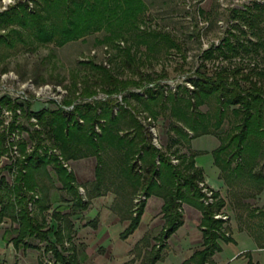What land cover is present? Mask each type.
I'll use <instances>...</instances> for the list:
<instances>
[{"label": "trees", "instance_id": "trees-1", "mask_svg": "<svg viewBox=\"0 0 264 264\" xmlns=\"http://www.w3.org/2000/svg\"><path fill=\"white\" fill-rule=\"evenodd\" d=\"M34 1L35 8L26 0H17L2 10L0 24L16 22L29 30L37 41L56 44L104 28L107 32L97 41L114 46L117 52L108 58L109 65L91 59L84 61L87 70L73 76L67 93L56 108L30 110L28 100L22 102L7 95L0 96V115L2 106L12 111L7 128L0 130V155L6 148V138L16 127L28 131L32 147L30 152H26L27 141L18 140L22 155L13 159L12 164L16 168L13 181L8 184L0 176V217L7 216L17 223L11 237L13 245L37 248L42 242L43 252L51 253L52 264H79L71 216L86 209L89 197L109 189V181L115 188H130L138 195L130 223L122 231V236L137 226L146 197L155 195L162 199L164 226L148 264L159 256L158 251L165 238L182 223V202L197 206L201 211L203 247L195 250L183 263L204 264L221 249L218 239L225 242L233 240L225 218L215 216L223 213L225 200L218 190L204 183L211 190V199H208L200 186L204 174L195 163L196 152L189 148L188 152H181L177 143L187 135L190 138L196 134L193 127L201 126L204 117L203 111L195 107L202 104L208 95L216 93L220 113L225 106H232L240 118L236 126L239 130L227 140L222 139L212 150L220 175L229 186L240 177H254L260 181L264 178L263 174L254 171L259 158H264V65H259L254 59V55H264V36L260 28L264 21V2L253 1L251 5L245 4L244 8H232L235 22L226 30L227 36L222 38L220 45L205 48L201 55L202 59H209L217 56V51L228 61L248 55L250 60L254 59L252 64L247 67L220 64L211 73L197 68L189 77L192 88L182 85L188 93L185 101L189 112L186 110L185 119L192 134H187L179 127L180 124L173 123L171 128L176 134L167 144L158 146L152 141L151 130L137 115L141 111L138 103L150 108L154 118L156 110L150 104L160 97L158 113L165 111L168 100L170 112L176 115L177 94L167 91L155 77L139 72L137 61L153 57L154 45L159 42L179 48L175 37L166 30L140 28L141 15L145 10L142 0ZM253 7L256 10H252ZM13 31L20 40H24L18 28H13ZM130 38L132 42H129ZM140 44H144V51H140ZM139 52L142 56L138 55ZM133 63L137 64L139 77H123L124 67H131ZM200 66L205 67L204 62ZM130 87L141 88L142 93L130 90ZM100 91L106 94L105 98L96 97ZM118 93L121 94L120 100L115 96ZM17 109L26 118L34 117L36 126L29 129L16 123ZM216 122H220L219 117ZM200 128L209 130L206 125ZM47 142L60 150L65 161L89 155L95 157L94 181L91 187H83L84 194L79 190L75 174L58 156L47 158L46 154L40 153ZM172 145L176 146L171 148ZM173 158L177 159L176 162ZM48 162L52 163L56 177L70 194L66 204L52 206L47 189L35 175ZM109 172H112L110 176ZM95 222V219L90 220L92 224ZM247 263L260 264L251 258Z\"/></svg>", "mask_w": 264, "mask_h": 264}, {"label": "rangeland", "instance_id": "rangeland-1", "mask_svg": "<svg viewBox=\"0 0 264 264\" xmlns=\"http://www.w3.org/2000/svg\"><path fill=\"white\" fill-rule=\"evenodd\" d=\"M17 0H0V12ZM29 6L35 8L34 0H26ZM145 4L144 13L141 15L143 21L140 22V28L152 27L169 31L179 44V48L169 47L164 42H159L154 45V56L143 60V62L133 63L131 67H124L122 76L138 78L139 73H136V65L139 72L147 73L160 83L165 85V88L176 92L177 103L174 108L176 115L169 110L170 102L166 101L165 111L158 113L160 97L156 102H152L150 106L155 109V117L150 114V108L143 107L138 103L141 111L138 112V117L142 122L146 123L147 127L152 132V141L159 145H165L170 141L171 136H174L175 131L171 128L173 123L180 124L181 129H185L187 134L191 135L193 131L189 129V122L186 118V110L189 112V106L186 105L185 97L188 93L182 88V85L192 88L189 77L194 75L197 68L211 73L220 64L248 66L252 64V60H256L259 65H264V55H254V59H249V56L234 57L228 61L223 58L219 52L209 59H202L201 55L205 48L209 46L220 45L222 38L227 36L226 30L235 22L233 18L232 8H244V5H251L253 1L263 3L264 0H142ZM31 7V8H33ZM252 10H256L255 7ZM261 32L264 36V21L260 23ZM13 28H18L24 40L18 38V34L13 31ZM107 31L104 28L92 30L78 38L70 39L62 44L55 42H39L26 28L19 26L16 22H8L0 24V96L7 95L12 99H17L24 102H30V110H39L41 108H56L57 103L62 102L67 93V86L75 74L84 73L87 70V65L84 61L91 59L95 62H103L109 65L108 58L111 54L116 53V48L108 45L105 42L97 41L102 38ZM247 35L248 34L247 32ZM123 45L122 40H119ZM132 42V39H129ZM140 51H144V44L138 45ZM140 53V52H139ZM142 53V52H141ZM138 54L141 55L142 54ZM118 60V56H116ZM235 59V60H234ZM116 61V60H114ZM204 62L205 67L200 66ZM244 71L246 68L243 69ZM141 88L130 87V90L141 91ZM142 93V91H141ZM118 100L121 99V94L115 95ZM217 94L208 95L202 104H198L195 108L203 111L204 120L201 126L206 125L209 130H201L199 124L193 128L196 129L195 135L188 138V135L181 139L177 146L181 152H188L189 144H195L197 147L208 149L211 151L214 146V137L219 141L227 140L234 132L239 130L236 127L239 122V114L232 109V106H225L223 112L220 113V103L216 98ZM97 98H105L106 94L102 91L98 92ZM136 102V101H134ZM71 106H65L70 108ZM0 115V130L6 129L9 121L12 119V111L6 106H2ZM16 123L24 124L29 129L36 126L34 117L26 118L20 114L19 109ZM220 118V122L216 120ZM28 131L26 129L19 130L17 127L10 133L5 140L6 148L0 155V176H3L6 183L10 184L13 181L16 168L13 159L22 155L18 149L17 141L25 139L26 152L31 151V143L28 139ZM4 145V146H5ZM176 145H172L174 148ZM190 149V148H189ZM111 152V148H108ZM41 154H46L47 158H55L58 156L64 166L71 170L76 177V182L79 185V190L84 194V189L92 186L94 181L95 157L93 155L79 157L77 159H68L65 161L61 158L60 150L45 143V148L40 150ZM113 153V152H112ZM264 154V149L262 151ZM115 154V152H114ZM22 157V156H21ZM176 162V158L172 159ZM261 161L264 158L261 157ZM61 161V162H62ZM261 163V162H260ZM12 166V167H9ZM264 171V167L262 168ZM108 170H111L110 168ZM108 173V176H110ZM41 185L47 189L52 206L56 204H66L70 194L62 187L61 182L56 177L51 162L41 167L36 172ZM107 176V177H108ZM249 180V179H247ZM108 182V187H113L112 182ZM249 181L245 182L248 185ZM203 183H205L203 181ZM206 184V183H205ZM204 186L205 185H200ZM207 188V187H206ZM203 189V187H202ZM208 189V188H207ZM207 189H203L207 193ZM209 190V189H208ZM138 195H136L135 201ZM120 200V199H119ZM50 209L48 211L50 212ZM63 211L66 208H61ZM88 208L72 215L74 223L82 225L84 220L90 218ZM159 208L156 206L151 210V218L154 222L151 228L146 231L145 242L154 243L156 240L153 236L158 234L163 224V218ZM48 220L49 215H48ZM190 220L188 221V223ZM17 223L11 221L7 216L0 217V251L6 257V262L1 264H35V254L41 257V264H52L51 253L43 252V243H39V247L14 248L11 237L15 234ZM228 229H230L228 227ZM236 233V232H235ZM161 234V233H160ZM238 240L226 245L223 254L230 257L240 249L253 250L254 246H250L246 241L240 239V234L236 233ZM38 242L37 239H33ZM160 240V239H159ZM2 247V248H1ZM253 247V248H252ZM254 256L260 253L253 250ZM223 258V262L227 264H245L246 259L242 255L237 258ZM4 261V260H3Z\"/></svg>", "mask_w": 264, "mask_h": 264}, {"label": "crops", "instance_id": "crops-1", "mask_svg": "<svg viewBox=\"0 0 264 264\" xmlns=\"http://www.w3.org/2000/svg\"><path fill=\"white\" fill-rule=\"evenodd\" d=\"M213 137L212 149L220 143L217 137L214 135ZM189 148L196 152L195 163L202 168L206 185L218 190L225 200L222 212L227 215L225 224L230 228L228 230L233 238L232 241L227 242L218 239L221 249L215 251L204 264H227L223 262V258L230 260L239 255L246 259L245 264H248V258L264 264V178L260 181L254 177H240L229 186L220 175V168L215 164L210 150L197 147L195 144H189ZM260 159L254 171L264 175L262 169L264 161ZM246 181H249L248 185H245ZM136 195L130 188L109 187L103 193L89 197L86 209L88 208L87 215L90 218L84 220L80 226L72 219L73 243L79 255V264H148L153 246L159 242L164 226L161 212L162 199L155 195L146 197L137 226L126 236H122V231L130 223L131 213L133 214L137 202ZM156 206L160 210L159 215L163 218V224L158 234L153 236L156 241L148 244L144 239L146 231L154 222L150 213ZM182 213V223L165 238L163 246L158 251L159 256L152 264H193L183 262L195 250L203 247L201 211L193 203L183 201ZM93 219L96 220L95 224L90 223ZM235 232L240 234V239L254 246L253 250L260 254L254 256L253 250L240 249L230 257H226L223 254L226 245L238 240ZM18 247L14 246L15 249ZM35 261V264H41V257L38 254H35ZM2 262H6V257L0 251V264Z\"/></svg>", "mask_w": 264, "mask_h": 264}, {"label": "built area", "instance_id": "built-area-1", "mask_svg": "<svg viewBox=\"0 0 264 264\" xmlns=\"http://www.w3.org/2000/svg\"><path fill=\"white\" fill-rule=\"evenodd\" d=\"M200 185H204V183H203V181H200ZM203 187V189L205 188V189H207L206 188V186L204 187V186H202ZM207 193H208V199L210 200L211 199V197H210V194H211V190L209 189H207ZM215 216L216 217H222V218H226V214H223V213H216L215 214Z\"/></svg>", "mask_w": 264, "mask_h": 264}]
</instances>
